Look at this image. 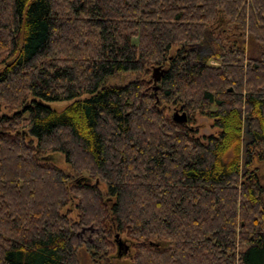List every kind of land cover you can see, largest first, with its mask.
I'll return each mask as SVG.
<instances>
[{
  "label": "trees",
  "instance_id": "obj_1",
  "mask_svg": "<svg viewBox=\"0 0 264 264\" xmlns=\"http://www.w3.org/2000/svg\"><path fill=\"white\" fill-rule=\"evenodd\" d=\"M263 182L264 0H0V264H264Z\"/></svg>",
  "mask_w": 264,
  "mask_h": 264
},
{
  "label": "rangeland",
  "instance_id": "obj_2",
  "mask_svg": "<svg viewBox=\"0 0 264 264\" xmlns=\"http://www.w3.org/2000/svg\"><path fill=\"white\" fill-rule=\"evenodd\" d=\"M245 45L247 46V44H245ZM200 53H202V54L206 53L204 51V48L202 50H200ZM210 64H215V63L210 61ZM151 73H152V69L150 70V74H149L150 76H151ZM132 77H134L133 74H125V75L121 74V75H118L116 77L108 78L107 81L110 83H114V82L121 83V82H126L127 80L131 79ZM69 101L70 100L48 101V102H45V104L48 105L49 107L53 108V109L60 110ZM177 110L178 109L177 108L175 109V107H169L168 108L169 114H173L174 112H177L178 114H180L179 110L178 111ZM210 123H211L210 119H208L204 116L196 115V124H198V133L199 134H208L210 132H214L215 129L210 125ZM39 160L50 162L51 164L57 166L58 168L63 169L67 172H70V168H69L68 164L64 161L63 155L59 152H55V151L45 152L44 155H42L39 158ZM263 185H264V182H263ZM99 188L104 189V185L102 183H100ZM68 208L70 210L69 215L71 217H74L75 211L70 206ZM76 251H77L78 264H105L104 262H110V264H122V263L127 262V260H128L127 256H124V258L120 257L119 259H110L107 257L108 255L103 256V255H99V254L96 255V257L91 258L89 252H87L85 250V247L83 245L78 247ZM129 253H130V255L132 254L131 248L129 250ZM118 262H120V263H118Z\"/></svg>",
  "mask_w": 264,
  "mask_h": 264
},
{
  "label": "water",
  "instance_id": "obj_3",
  "mask_svg": "<svg viewBox=\"0 0 264 264\" xmlns=\"http://www.w3.org/2000/svg\"><path fill=\"white\" fill-rule=\"evenodd\" d=\"M157 77V67L152 68V73H151V78L153 80H155ZM173 118L175 119H181V117L183 116L182 113L181 114H177V112H174L172 114ZM114 242H115V246H116V251L117 254L120 255V253H125V251L127 250L128 246L127 244H125V242L123 240H121L120 238L117 237V235H114Z\"/></svg>",
  "mask_w": 264,
  "mask_h": 264
}]
</instances>
